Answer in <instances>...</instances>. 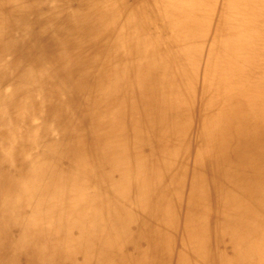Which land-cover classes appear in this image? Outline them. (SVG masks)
<instances>
[{"label":"bare ground","instance_id":"1","mask_svg":"<svg viewBox=\"0 0 264 264\" xmlns=\"http://www.w3.org/2000/svg\"><path fill=\"white\" fill-rule=\"evenodd\" d=\"M192 126L184 264H264V0H0V264H172Z\"/></svg>","mask_w":264,"mask_h":264},{"label":"rangeland","instance_id":"2","mask_svg":"<svg viewBox=\"0 0 264 264\" xmlns=\"http://www.w3.org/2000/svg\"><path fill=\"white\" fill-rule=\"evenodd\" d=\"M48 85L50 86V84H48ZM31 95L35 99H39L40 97H42V91L38 87H35L31 91ZM21 96L22 95H20V94H13L12 95V98H13V100L16 101V100H19V98ZM48 99H49V91L48 90H43V123H44L43 124V128L44 129L45 128H50V129H52V128H59V129H61V131H60V133H61L63 131V128H62L63 125L58 126L59 124L58 125L55 124L54 118L56 117V115L54 114V111L50 108V106L48 105ZM68 104L73 107V105L71 104V102L69 100H68ZM27 107H29L28 109H30V108L34 109V107H35V109H38L39 106H37L34 101L29 100L27 102ZM194 107H196V106H194ZM74 109H76L75 110V113H74V118L81 119L83 121L84 120L83 119V115L85 113H84L83 110H81L82 108L79 106V104H76L74 106ZM33 112H32L33 114L32 113L30 114V115H34L31 119L33 121L34 120L39 121L40 117L37 114L38 113L40 114V111H38V113H36L35 111H33ZM118 113L123 116V110L122 109L119 110ZM196 113H197V111H196ZM196 116L197 115H195V118H196ZM77 122L80 123V120H77ZM196 124H197V122H196ZM82 126L83 125L76 126L75 127V130L82 129L83 128ZM195 129H196V127L195 126H192V128L190 130L191 134L188 135L189 137L187 138L186 142L183 143V149H181L182 151H184V154H186L187 152L189 153V156H187L183 160L185 161L186 166L188 168L190 166V168H189L190 171L188 172L189 174L185 175L184 185L180 188V196H182L183 198L180 197L181 200L178 202L177 213H176V215H174V217H176L175 228L167 229V233H168V231L170 232V233H168V235L166 236V238H167V240L169 238V240H168V243H169V246H170L169 247V250H170V252H169V259H170V262L172 264H184V262L186 260V253L187 252L189 253L188 255H193V251H192V248H191L192 246H188L187 245V240H186V238L184 236V233H185V229H186V226H185V221L186 220L185 219H188V213H189L188 203L192 200V194L190 193L189 189L187 188V185H190V183H192L191 182V177H193L192 175H190L192 173V171H191L192 170L191 169L192 167L189 164H191L194 161L195 156H197L201 152V150H200V146H201V142L200 141L201 140L199 138L198 132ZM26 131L27 130L24 127H18V129H17L16 132H17V134H19V133L20 134H25ZM52 132L48 134V133H46V131L43 130V136L44 137L47 136L46 138H49L50 136H52V134H55L53 136H56L55 129ZM97 152L98 151H95L94 152L91 149L87 153L89 155L87 158L90 159V162L87 163V164H85V167L84 168H86L90 172L94 171V174H97V175H101V174H111V176H113L112 178H116L115 183H117L119 181V179H120V176H121L119 169H121L123 167L124 163L119 166V169L111 168L109 166V164H108L109 161H107V159H105L106 153H105V156H104V152L103 151H100L99 153H97ZM134 156H138V155L133 154V152H132V158H134ZM58 160H59V157L56 158V155H55V164L56 163L58 164V162H57ZM51 166L52 165H50L48 167V170L51 168ZM54 173L55 172H50V174H46L44 176V178H43V181H45L49 176H52L54 178L55 177ZM107 182H109V181H107ZM186 183H187V185H186ZM183 187H184V189H183ZM130 193H131V195H135L136 194L135 189H132L131 188ZM183 193H184V195H183ZM48 197H50V196H48L46 194L43 195V200H45V199L47 200ZM185 200L187 202H185ZM185 203L187 204L186 206H184ZM60 206H62L61 205V202L58 203V204H56V205H54L53 210L58 209V207H60ZM133 207L135 208V206H133ZM50 210H51V205L50 204L47 205V206H43V221H45L47 219V215L49 214ZM181 217H182V219H181ZM55 223H56V221H55ZM55 223H53V222L52 223H49V228H52V226ZM179 225H180V227H179ZM181 225L183 227L185 226V228H183ZM166 238H165V240H166ZM170 238H172L173 240L170 239ZM170 240H172V241L170 242ZM51 243H52V240L50 238V235L46 234L45 236H43V247L49 248V246L51 245ZM190 248H191V253H190ZM170 254H172V255H170ZM73 257L81 258V261H84L85 260L84 253H82V252L75 253V255ZM89 262H91V264H95V261L92 260L91 258H90Z\"/></svg>","mask_w":264,"mask_h":264}]
</instances>
